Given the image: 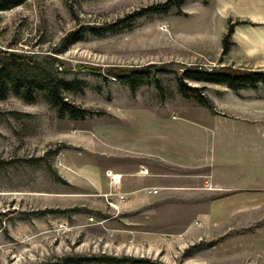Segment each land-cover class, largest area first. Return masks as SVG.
Returning <instances> with one entry per match:
<instances>
[{"label":"rangeland","instance_id":"1","mask_svg":"<svg viewBox=\"0 0 264 264\" xmlns=\"http://www.w3.org/2000/svg\"><path fill=\"white\" fill-rule=\"evenodd\" d=\"M167 1L24 0L1 10L5 2L0 0V73L34 88L31 101L10 86L0 99V264H111L83 261L102 256L145 257L162 264H192L190 259L194 264H264V187L247 195L244 212L202 235L208 240L187 241L183 250L185 242L177 245L182 234H162L144 244L115 230L125 213L118 204V211L108 205L116 203L111 191L104 193L112 169L131 170L146 160V124L188 120L224 132L230 124L264 126V85L232 91L186 80L211 102L209 110L193 97H182L177 83L188 66L264 71V9L259 6L264 0H186L116 33L87 32L81 41L62 44L79 27L114 24ZM230 27L233 34L227 36ZM6 51L29 62H8ZM151 64H167L170 73L151 77L135 91L82 67ZM60 81L81 82V90L61 89V97L95 114L59 118L45 89Z\"/></svg>","mask_w":264,"mask_h":264},{"label":"crops","instance_id":"2","mask_svg":"<svg viewBox=\"0 0 264 264\" xmlns=\"http://www.w3.org/2000/svg\"><path fill=\"white\" fill-rule=\"evenodd\" d=\"M259 6L264 9L263 4ZM155 122L146 124V160L131 170L112 169L113 175L121 177L118 190L125 199L117 203L126 215L115 230L144 244L162 234H182L184 239L177 240V245L185 242L179 249L183 250L187 241L193 245L208 240L202 235L244 212L247 195L264 187V126L230 124L224 132L203 122ZM153 128L154 136H150ZM206 176H211L212 189L205 187ZM110 191L111 185L104 194ZM190 260L194 264L195 259Z\"/></svg>","mask_w":264,"mask_h":264},{"label":"trees","instance_id":"3","mask_svg":"<svg viewBox=\"0 0 264 264\" xmlns=\"http://www.w3.org/2000/svg\"><path fill=\"white\" fill-rule=\"evenodd\" d=\"M24 0H4L5 4L2 5V9H7L10 6H16L18 2ZM186 0H168L162 4L151 5L146 8H142L135 11L125 18L119 20L114 24L104 25L102 27H89L83 28L79 27L74 31L69 32L63 39L62 44H72L81 41L87 32H91L94 35H102L108 33H116L123 28L128 27L134 21L147 17L154 14H164L169 12L172 8H179ZM233 34V28L230 27L227 36ZM65 45V46H66ZM4 59L8 62L20 64L29 62L28 59L23 58L20 55L12 54L9 51L3 53ZM57 61V59H53ZM83 69L87 70L93 76H100L102 73L116 79L120 83L127 85L132 91H135L141 83L149 80L151 77L157 74L170 73L167 69V64L157 65L151 64L146 67L141 68H128V67H107L106 69L101 67H94L90 65L82 66ZM5 70V68L3 69ZM6 71V70H5ZM12 74V72H10ZM15 74V73H14ZM5 75V74H4ZM6 78L2 76V71L0 73V99H3L8 91L7 86H10V90L18 96H21L26 101H31V92L34 91L33 86L29 81L24 84L20 81L18 76H10L6 74ZM186 80L201 81L205 83L212 84H222L232 91L240 90H256L260 85H264V71L263 70H253L247 68H236L232 66H222L219 68L204 69L198 66H188L184 67L182 72L177 76L178 91L182 97H193L196 101L203 107L212 110L211 102L198 93L197 88H190L186 85ZM50 82V81H49ZM60 84V86H59ZM48 83L45 89L46 98L48 101L57 109V114L59 118L68 117L72 120H83L87 116L95 114V112L80 109L74 105L67 104L61 97L60 90H81V82L72 81L65 82L60 81ZM159 87V86H158ZM22 90V91H21ZM100 114V113H98ZM85 263L91 261H102L111 264H162L158 260H151L149 258L123 256L120 258L102 256L100 260L84 258Z\"/></svg>","mask_w":264,"mask_h":264},{"label":"built area","instance_id":"4","mask_svg":"<svg viewBox=\"0 0 264 264\" xmlns=\"http://www.w3.org/2000/svg\"><path fill=\"white\" fill-rule=\"evenodd\" d=\"M142 172H144V173H146V170H142ZM113 177V179H112V181H111V183H110V185H111V193H112V195L113 196H115V202L116 203H114V202H112V201H109L108 202V205L112 208V209H116L115 207H116V205L118 204V203H121V202H123L124 201V199H125V195L124 194H121V193H119V186H120V181H121V177L120 176H118V175H112ZM209 180H208V182L206 183V188L207 189H212V184H211V182H210V176H206ZM148 192L149 193H152V194H155L156 193V191L155 190H148ZM118 202V203H117ZM116 211H118V208L116 209ZM116 215L118 214L117 212L115 213Z\"/></svg>","mask_w":264,"mask_h":264}]
</instances>
